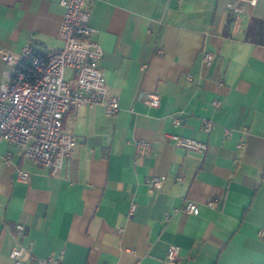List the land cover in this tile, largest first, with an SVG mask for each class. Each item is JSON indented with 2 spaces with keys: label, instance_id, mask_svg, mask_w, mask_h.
<instances>
[{
  "label": "crops",
  "instance_id": "crops-1",
  "mask_svg": "<svg viewBox=\"0 0 264 264\" xmlns=\"http://www.w3.org/2000/svg\"><path fill=\"white\" fill-rule=\"evenodd\" d=\"M59 1L0 0V83L2 52L62 47ZM89 12L119 109H68L62 127L77 144L55 173L0 139V264H14L17 222L19 242L60 264H167L170 245L180 248L174 264H264V40L246 36L252 18L264 20V0H93ZM143 91L157 93L159 105L139 100ZM201 118L215 127L201 129ZM171 134L206 150L177 146ZM139 139L151 143L145 156L136 154ZM150 175L165 176L160 188L149 190ZM187 200L196 214L174 211Z\"/></svg>",
  "mask_w": 264,
  "mask_h": 264
},
{
  "label": "built area",
  "instance_id": "built-area-1",
  "mask_svg": "<svg viewBox=\"0 0 264 264\" xmlns=\"http://www.w3.org/2000/svg\"><path fill=\"white\" fill-rule=\"evenodd\" d=\"M93 0H60L63 14L59 26V35L63 45L59 49L42 52L31 43H25L21 50L12 54L2 52L1 58L8 65L7 78L0 83V139L16 146L21 156L39 166L46 167L55 173L63 162L71 155L77 144L74 134L62 127L64 113L70 109L100 104L106 115H114L119 109L115 96L108 94L104 72L99 65L103 50L100 44L91 37L93 28L89 25V4ZM257 0H237V4L254 5ZM203 61L207 64L213 59L211 52L204 51ZM70 71L71 75L67 74ZM191 79L190 75L186 76ZM222 85V82H219ZM139 100L149 107L160 103L157 93L143 91L138 94ZM218 100H213L215 106ZM172 123L178 125V117L172 118ZM215 122L201 118L200 128L210 131ZM170 138L177 146L204 152L206 143L177 134ZM243 142L237 144L243 147ZM136 154L147 155L151 143L144 139L136 140ZM10 151L2 158L9 162ZM27 171L17 170V178L26 181ZM165 176L150 175L145 177L149 190L161 187ZM177 181L182 178L175 176ZM214 205V200L207 202ZM136 204L131 202L127 216H132ZM189 214H196L198 206L187 200L180 208ZM25 225L17 222L12 226L11 236L15 240L9 251L14 264H60L58 256L39 257L30 248L18 241L23 235ZM260 234H264L261 229ZM178 245H170L167 249L165 262L174 264L179 255Z\"/></svg>",
  "mask_w": 264,
  "mask_h": 264
},
{
  "label": "trees",
  "instance_id": "trees-1",
  "mask_svg": "<svg viewBox=\"0 0 264 264\" xmlns=\"http://www.w3.org/2000/svg\"><path fill=\"white\" fill-rule=\"evenodd\" d=\"M257 35H259V38ZM246 36L252 39L264 40V20L252 18L246 28Z\"/></svg>",
  "mask_w": 264,
  "mask_h": 264
}]
</instances>
